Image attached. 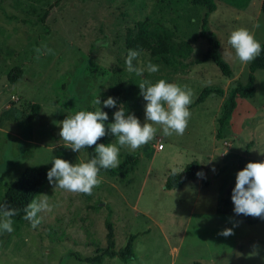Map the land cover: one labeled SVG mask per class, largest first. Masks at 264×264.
Instances as JSON below:
<instances>
[{"label":"rangeland","instance_id":"rangeland-1","mask_svg":"<svg viewBox=\"0 0 264 264\" xmlns=\"http://www.w3.org/2000/svg\"><path fill=\"white\" fill-rule=\"evenodd\" d=\"M215 2L209 27L231 65L232 79L210 61L171 69L144 51L133 63L146 68L151 62L159 71L141 76L127 71V33L145 20L163 23L192 44L186 62L203 54L208 42L198 34L205 7L193 0H0V199L28 166L52 167L54 158L86 161V149L73 152L59 135L67 116L89 107L104 111L108 97L117 100L119 109L126 92L131 98L126 115L143 123V79H164L194 92L182 136L166 137L157 126L155 139L140 149L121 148L120 160L125 152L139 155L126 178L100 173L103 182L92 195L55 188L47 178L36 199L48 195L55 206L38 214L41 224L35 229L22 219L13 220L11 233L0 232V264H92L84 259L106 245L109 211L117 249L135 234L134 258L104 257L100 264H264V226L247 224L234 207L222 204L241 170L239 161L243 168L264 161V69L254 72L253 96L237 97L223 139L215 134L225 96L212 93L196 102L205 86L226 91L233 80L246 82L248 63L239 62L227 41L243 27L264 43L262 0H249L244 8ZM45 45L51 52L42 51L36 59L35 49ZM15 67L22 78L11 83L7 75ZM98 96L101 104L95 105ZM34 103L40 105L38 113L32 110ZM108 117L106 126L114 122V116ZM106 136V144L117 143L116 137ZM193 160L204 165L209 183L202 185L199 178L166 189V176ZM228 228L234 234L221 235Z\"/></svg>","mask_w":264,"mask_h":264},{"label":"clouds","instance_id":"clouds-1","mask_svg":"<svg viewBox=\"0 0 264 264\" xmlns=\"http://www.w3.org/2000/svg\"><path fill=\"white\" fill-rule=\"evenodd\" d=\"M254 27L258 28L257 23ZM227 43L234 50L235 57L242 64H247L260 56L261 43L255 38L254 32L248 28L233 30ZM39 59L42 51L51 52L47 46L35 49ZM139 49H129L126 57V68L130 73L141 76L145 71L156 73L159 65L148 62L146 68L138 67L133 62L139 57ZM140 95L146 101L142 123L134 114H127L123 107L115 111L114 122L106 126L108 113L99 107L95 111L81 110L67 116L61 124L59 135L73 152H81L95 146L96 156L87 162L72 163L63 158H54L53 166L47 172L50 184L55 188L70 193L92 195L94 188L103 182L100 175L102 169H114L120 165V150L128 148L136 151L155 139L157 126L162 129L163 135L182 136L187 130L193 103L194 92L187 85L170 83L160 79L156 83L143 79L139 84ZM101 104L99 96L94 101ZM105 108H116L117 100L108 97L103 101ZM111 134L117 138V143H98L103 137ZM264 154V153H261ZM173 175H176L173 170ZM198 175H202L198 173ZM234 204V213L264 219V161L248 162L246 167L238 171L235 187L231 196ZM55 205L51 204L48 195H40V199H33L24 209L23 219L29 221L33 229L41 224L38 215L44 211H52ZM18 210L8 204L0 203V232L11 233L13 229L12 217ZM233 229L223 230L221 235H233ZM255 247V246H254Z\"/></svg>","mask_w":264,"mask_h":264},{"label":"trees","instance_id":"trees-1","mask_svg":"<svg viewBox=\"0 0 264 264\" xmlns=\"http://www.w3.org/2000/svg\"><path fill=\"white\" fill-rule=\"evenodd\" d=\"M229 5L237 8H244L249 0H223ZM195 4L205 7V12L202 16L200 23L199 38H204L208 42V48L203 54L195 58L190 62L186 60L190 57L193 52L192 44L180 38L173 30L168 28L166 25L160 22H150L148 20L142 21L137 24L135 30H130L127 33L125 39V48L139 49L149 53L153 58L162 61L167 67L171 69L177 68H188L194 64H201L205 62L214 63L220 70V72L229 79L234 77L231 65L227 60L223 58L220 53V42L217 39L216 34L210 30L209 27V16L216 10L215 0H193ZM261 10L264 14V0H262ZM262 49H264V43H261ZM259 69H264V50H262L259 57L247 64V80L242 83L238 80H233L230 83L229 88L224 91L219 86L210 85L205 86L201 90L196 102H203L210 94H217L219 96H225L222 104V112L218 117V128L216 130V139H223L228 136L230 129V121L233 111L236 106L237 97H252L255 92L254 86V72ZM8 80L11 83L22 78L20 67H15L9 71L7 75ZM120 82V78L117 80ZM123 96L126 101L124 102L123 108L128 110V101L131 99L130 94L124 92ZM32 110L38 113L40 105L34 103ZM119 110L116 108H105L104 111L108 113V116H113L114 112ZM87 111H93L91 107ZM107 123V122H106ZM105 123V124H106ZM107 136L103 137L98 143L106 144ZM95 146L86 148L87 157L86 161L95 157ZM139 162V155L134 152H125L120 160V165L114 169L104 170L100 173L107 174L111 177L126 178L130 172H132L135 166ZM243 160L239 161V168H243ZM51 169L48 165H32L26 167L18 177L12 181L4 191L3 196L0 199V203H7L9 207L18 210V214L12 217V220L20 221L25 215L24 209L27 204L33 199H36L38 193L42 189L43 185L47 180V172ZM198 173L202 175H198ZM201 180L202 185H207L209 181L206 177V168L202 163L197 160H193L186 164L180 171L173 175L170 172L165 179L164 187L166 189H174L182 187L186 182L195 179ZM236 181L232 182L224 196L223 207L230 208L234 207L231 196L232 191L235 187ZM249 225L261 223L264 226V219L254 218L251 216L239 215ZM106 227V245L104 247H97L95 254L86 257L84 260L92 264H100L104 257H118L122 261H128L134 258L133 241L135 234H130L126 240V243L121 248L115 247V226L111 219V212H107L104 221Z\"/></svg>","mask_w":264,"mask_h":264},{"label":"built area","instance_id":"built-area-1","mask_svg":"<svg viewBox=\"0 0 264 264\" xmlns=\"http://www.w3.org/2000/svg\"><path fill=\"white\" fill-rule=\"evenodd\" d=\"M158 149H162L163 148V144L160 143L158 146H157Z\"/></svg>","mask_w":264,"mask_h":264}]
</instances>
